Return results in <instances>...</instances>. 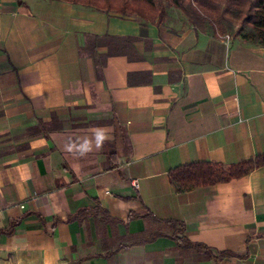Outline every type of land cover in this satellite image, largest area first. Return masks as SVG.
Listing matches in <instances>:
<instances>
[{
	"label": "crops",
	"instance_id": "0c3cea01",
	"mask_svg": "<svg viewBox=\"0 0 264 264\" xmlns=\"http://www.w3.org/2000/svg\"><path fill=\"white\" fill-rule=\"evenodd\" d=\"M225 35L176 7L158 24L0 0V264H264V166L182 194L169 179L264 153V46Z\"/></svg>",
	"mask_w": 264,
	"mask_h": 264
},
{
	"label": "trees",
	"instance_id": "16d2710c",
	"mask_svg": "<svg viewBox=\"0 0 264 264\" xmlns=\"http://www.w3.org/2000/svg\"><path fill=\"white\" fill-rule=\"evenodd\" d=\"M83 5L97 10L114 11L122 15H136L151 22L161 24L165 19L168 7L173 5L180 9L197 27L205 29L211 27L216 34H227L235 22H239L236 31L244 40L264 46V0H63ZM169 1V3L167 2ZM103 37L89 35L88 46L91 43L100 44ZM115 152L112 153V157ZM115 163V162H114ZM264 166V153H259L235 163L214 161H193L176 166L169 171L170 182L177 193L182 194L191 189L230 181L248 175L255 169ZM92 210V209H91ZM94 211V210H93ZM92 211V212H93ZM96 215L110 219L104 208L95 210ZM83 212H87L83 211ZM151 215V213H149ZM101 219V218H100ZM172 228L170 236L180 241L186 248L205 249L215 257L223 258L236 253L232 251H218L207 245L194 242L185 234V223L177 219H157ZM14 225L11 227L13 228ZM166 232L155 231L143 240H152Z\"/></svg>",
	"mask_w": 264,
	"mask_h": 264
},
{
	"label": "rangeland",
	"instance_id": "374dc122",
	"mask_svg": "<svg viewBox=\"0 0 264 264\" xmlns=\"http://www.w3.org/2000/svg\"><path fill=\"white\" fill-rule=\"evenodd\" d=\"M167 2L169 3V1H167ZM169 7H174V6L170 4ZM169 7H168V8H169ZM166 16H167V15H166ZM238 27H239V22L237 21V22H235V24L233 25L232 28H230V29L227 30V34H229V35H231V36H240V38H241L242 40H244L240 34H237V33H236ZM244 41H246V40H244ZM246 42H247V41H246Z\"/></svg>",
	"mask_w": 264,
	"mask_h": 264
},
{
	"label": "clouds",
	"instance_id": "9594fccd",
	"mask_svg": "<svg viewBox=\"0 0 264 264\" xmlns=\"http://www.w3.org/2000/svg\"><path fill=\"white\" fill-rule=\"evenodd\" d=\"M98 139H103V137H102V136H100V137H98Z\"/></svg>",
	"mask_w": 264,
	"mask_h": 264
},
{
	"label": "built area",
	"instance_id": "2783aa9c",
	"mask_svg": "<svg viewBox=\"0 0 264 264\" xmlns=\"http://www.w3.org/2000/svg\"><path fill=\"white\" fill-rule=\"evenodd\" d=\"M226 37H228L229 35H225Z\"/></svg>",
	"mask_w": 264,
	"mask_h": 264
}]
</instances>
